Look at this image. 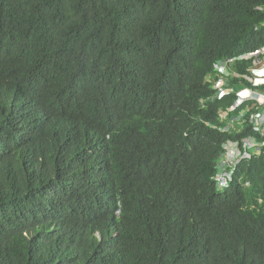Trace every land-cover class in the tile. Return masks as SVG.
Listing matches in <instances>:
<instances>
[{"label":"trees","instance_id":"obj_1","mask_svg":"<svg viewBox=\"0 0 264 264\" xmlns=\"http://www.w3.org/2000/svg\"><path fill=\"white\" fill-rule=\"evenodd\" d=\"M261 46L264 0H0V264H264V155L215 188L257 135L206 81Z\"/></svg>","mask_w":264,"mask_h":264},{"label":"clouds","instance_id":"obj_2","mask_svg":"<svg viewBox=\"0 0 264 264\" xmlns=\"http://www.w3.org/2000/svg\"><path fill=\"white\" fill-rule=\"evenodd\" d=\"M235 61H250L249 76L238 77V74L229 69ZM239 62V63H240ZM211 76L208 75L206 81L211 83L215 91L212 99H222L228 95L235 96L234 102L225 110L218 112V118L226 123L225 131L234 132L241 130L245 124L250 126L257 136H251L243 141L242 150L239 149V142L227 141L222 145L223 154L216 160L217 174L212 181L215 188L220 191L227 188L232 182L233 168L237 167L241 160H250L252 154L257 152V158L264 155V46H261L251 52L240 54L228 59L222 63H214ZM212 75L214 77L212 78ZM243 78L248 84L242 85L236 89L234 85H229L228 79ZM5 108H8L5 102ZM241 108V109H240ZM237 114L230 118V113ZM250 148V152L245 147ZM232 147L233 149H230ZM257 148V151L254 149ZM262 152V153H261ZM226 161V165L223 162ZM246 183L244 187H249ZM262 203V200H258ZM119 215V210L116 211Z\"/></svg>","mask_w":264,"mask_h":264},{"label":"built area","instance_id":"obj_3","mask_svg":"<svg viewBox=\"0 0 264 264\" xmlns=\"http://www.w3.org/2000/svg\"><path fill=\"white\" fill-rule=\"evenodd\" d=\"M227 163H228V162H227ZM227 163H226V161L223 162L224 165H226Z\"/></svg>","mask_w":264,"mask_h":264},{"label":"rangeland","instance_id":"obj_4","mask_svg":"<svg viewBox=\"0 0 264 264\" xmlns=\"http://www.w3.org/2000/svg\"><path fill=\"white\" fill-rule=\"evenodd\" d=\"M230 149H233L232 147H230Z\"/></svg>","mask_w":264,"mask_h":264}]
</instances>
